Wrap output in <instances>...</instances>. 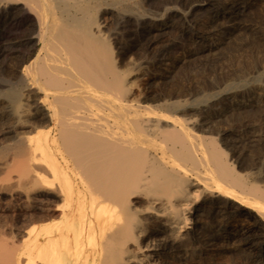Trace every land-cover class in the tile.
Instances as JSON below:
<instances>
[{
    "label": "bare ground",
    "instance_id": "1",
    "mask_svg": "<svg viewBox=\"0 0 264 264\" xmlns=\"http://www.w3.org/2000/svg\"><path fill=\"white\" fill-rule=\"evenodd\" d=\"M193 2L183 18L190 23L201 11L211 15L204 21L209 28L221 11L231 19L244 1ZM99 6L100 0H0V40L16 61L9 86L0 88L11 121L0 132L14 134L0 160V168L11 170L1 173L8 184L2 183L24 186L16 187L26 190L27 201L52 191L64 204L50 206L60 222L38 233L25 225L23 254L12 239L14 246L0 237L9 240L0 241V264H214L219 243L236 237L251 247L250 264H264V185L250 181L232 160L239 154L241 164L250 154L230 156L212 135L222 96L150 97L136 89L104 33ZM122 12L119 26L139 28L132 44L148 43L157 24L161 32L167 28L160 18ZM17 30L25 33L8 37ZM259 143L264 135L254 134L235 146ZM201 216L216 220L219 231L200 232Z\"/></svg>",
    "mask_w": 264,
    "mask_h": 264
},
{
    "label": "rangeland",
    "instance_id": "2",
    "mask_svg": "<svg viewBox=\"0 0 264 264\" xmlns=\"http://www.w3.org/2000/svg\"><path fill=\"white\" fill-rule=\"evenodd\" d=\"M124 1H126V3ZM139 1L140 0H100L99 7L102 8V12L99 14V19L103 22L102 24H104V33H106L107 37L111 39V42L113 41L112 45L119 53L121 63H119V66L121 70L124 69V71H128L129 80L130 82L132 81V85L136 89L142 90L143 93L150 94V97L153 94V96H155L160 93L166 97L172 96L174 98H188L192 100L202 99L203 97L214 95V93L221 95L223 100H221V106L219 108L220 114L213 123L212 129H215L216 131L213 130L212 135L219 138V142L221 145L223 144V148H226L225 150L230 156L233 155L235 151H242V153L246 152L247 154H250L244 157L245 160L242 162L243 166L242 163L239 164L235 161V157L239 154H235L236 156L233 157L232 160L234 159V164L237 169L239 167L243 169L239 168L240 170L238 169V171L241 173L243 172V174L246 173L245 175L250 181H256L257 179L258 182L260 181L259 183L261 185H264L263 143L253 146L248 145L243 150H241V147L237 148V146H235V144L240 145L242 139H247L251 136L253 137L254 134L255 136H257V134L264 135V111L263 109H260L263 108L261 99L264 98V0H242L244 2L241 3V6L243 5V7L236 11L237 13L235 12L234 15L236 16L233 15V17L228 20L223 15V11H221L222 13L213 21L215 27H209L210 29L204 25V21L209 19V16L211 15L203 14L201 11H194L195 13L193 12L194 14L191 16L193 21L191 20L190 23L186 22L183 18L184 13H190L189 10L195 0ZM219 3L230 5L233 3V0H220ZM127 9H129L128 11L130 12H126ZM116 10L120 11L117 12ZM124 11L125 13L133 14V16H148L151 22L152 19L160 18L161 21L158 22L166 21L167 28L163 30L164 32H161L160 27L162 26L155 21L154 24L157 25L152 32L154 35H151V37L148 38L153 39L154 36V39H150L148 43L144 41L141 42L142 44H132V38L138 33L139 28L133 23L124 28L118 25V13H124ZM192 22H194V24ZM24 33V30H17V32L15 31L12 34L9 32L7 35L8 37L12 36L11 38L14 37L13 39H17ZM4 42L3 40H0V83L3 85L0 84V88H7L9 86L10 71L16 65V61L11 56V48ZM36 51L37 50H34L32 57L35 56ZM120 51H122V53ZM13 63H15V65ZM224 98H226V100ZM0 102V106H4V108L0 107V121L2 123L0 125H3L2 127L0 126L1 130L7 128V126H9L7 124L11 123V121H8V123L6 122L7 109L5 102ZM249 109H251V113L249 112ZM239 111L241 113L244 112L245 114L242 113V115L244 114L243 116L245 117H243ZM246 112H249L248 114L251 116L249 117ZM239 113L241 116L238 115ZM234 116L237 118L235 119ZM246 116L248 118H246ZM231 118L234 120H231ZM8 120L10 119L8 118ZM250 120L253 123L250 122ZM217 123H219L220 126ZM221 130L224 131L225 134L219 136L218 133ZM0 134V156H2L0 160H4L6 158V146L10 142H13V139H10V137L14 136V134H6L9 139L5 137L6 135H4V133L2 134V132H0ZM10 134L12 136H10ZM2 136L4 138H2ZM243 136L246 137L243 138ZM224 137L226 139L228 138L227 141ZM222 140H224L226 144L224 141V143H222ZM3 143H5V148ZM2 145L3 147L1 148ZM252 159L254 160V164ZM256 168H258V170ZM2 169L5 172L4 168H0V171ZM8 171L11 172V170L7 169L6 172L8 173ZM4 172H0V237L9 239V244H12V239L15 242L13 243L15 245L17 244L19 247L16 246L17 252L23 254L25 250L23 240L26 232L24 229L28 230L30 227L35 226V230L38 233V231L45 225H54L55 223L60 222L62 218L59 213L54 211L53 207L50 208V206L56 208L57 206L64 204L62 200H59V197H56V195L52 193V191H49V193L46 191L43 192L42 195L36 196L35 198H39H37V200L34 198V200L27 201L25 197L26 190H24V192L21 191V189H24V186L14 185L15 187H13V184H16L14 182L7 185V178L2 176V174H6V172ZM1 176L5 179H2ZM5 180L7 184L2 183L5 182ZM2 186L4 190L1 188ZM5 186H8L6 188H8L9 191L11 190V192L7 189L5 190ZM9 186L12 187L13 190ZM16 186L21 189L18 190ZM49 197L51 200L54 199L50 201ZM55 200L57 202H55ZM45 202L47 205L50 203L48 205L49 207L44 204ZM54 203L56 204V207ZM25 206H27V208ZM45 208H47V210ZM24 210L28 213L23 212ZM30 212L34 214L31 215ZM38 212L40 215H46L47 217L38 216ZM28 214L31 215L32 218L37 216V219L34 218V220H30L31 218ZM27 217L29 218L27 219ZM201 218L203 220L205 219L207 223L209 222L210 225ZM200 219L199 228H205V230L204 228L199 229V231L201 230L200 232L203 233V231H206V233L209 234L210 232L219 231L220 227L219 225L217 226L219 223L216 220H212L211 218H209L211 219L209 220L206 216H201ZM249 219L254 221L256 218L255 216H249ZM29 221H31V223H29ZM202 221L203 223H201ZM211 223H214V226ZM30 224L31 226H29ZM204 224H206V226ZM20 230L22 232L24 231L23 234ZM22 235L23 237H21ZM39 236V241L44 240V235ZM239 238L240 237L234 238L236 239V241L233 239L235 242L232 239L227 241V243L220 242L221 245L219 243V246H217V251H215L216 254L213 252L212 262L214 264H250L248 262V255L251 253V247L242 245ZM1 240L8 243L7 240ZM14 244H12V246H14ZM204 260L205 259H203V261Z\"/></svg>",
    "mask_w": 264,
    "mask_h": 264
}]
</instances>
